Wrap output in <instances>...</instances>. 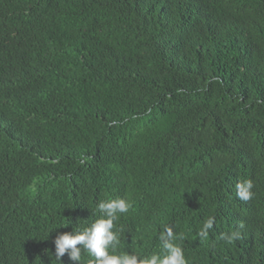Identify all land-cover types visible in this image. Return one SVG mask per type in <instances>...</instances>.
I'll use <instances>...</instances> for the list:
<instances>
[{"label":"trees","instance_id":"trees-1","mask_svg":"<svg viewBox=\"0 0 264 264\" xmlns=\"http://www.w3.org/2000/svg\"><path fill=\"white\" fill-rule=\"evenodd\" d=\"M117 197L121 251L264 264V0H0V264Z\"/></svg>","mask_w":264,"mask_h":264},{"label":"clouds","instance_id":"clouds-1","mask_svg":"<svg viewBox=\"0 0 264 264\" xmlns=\"http://www.w3.org/2000/svg\"><path fill=\"white\" fill-rule=\"evenodd\" d=\"M83 162V161H82ZM252 180H244L236 184V195L247 201L254 195ZM132 208L130 200L117 197L100 201L97 212L89 222V226L75 229L72 232L60 233L54 240L55 261H67L68 264H189L181 245L174 243L183 239L182 235H175L171 226L165 227L159 234L162 252L141 255L136 252L121 251V228L117 227L120 214H126ZM214 217H209L203 223L199 232L201 238H206L213 228ZM242 227V225H241ZM228 243L239 238V233H232L223 237ZM82 252L89 258L82 261ZM68 254L69 260L64 255Z\"/></svg>","mask_w":264,"mask_h":264}]
</instances>
